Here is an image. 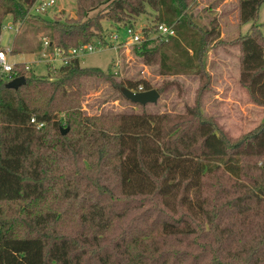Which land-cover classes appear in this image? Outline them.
Returning <instances> with one entry per match:
<instances>
[{
  "label": "trees",
  "instance_id": "trees-1",
  "mask_svg": "<svg viewBox=\"0 0 264 264\" xmlns=\"http://www.w3.org/2000/svg\"><path fill=\"white\" fill-rule=\"evenodd\" d=\"M37 1L0 0V29L9 16L31 17ZM75 1V19L48 22L50 51L107 43L103 20L133 28L148 9L176 34L151 49L140 42L164 75L191 70L221 41L216 20L203 30L189 16L200 0ZM262 5L239 0L240 22L255 23ZM234 45L240 84L264 110V36L254 24ZM49 69L37 76L19 64L0 83V264H264V122L233 141L200 103L180 115L88 116L83 80L138 84L79 57ZM21 76L24 86L7 88Z\"/></svg>",
  "mask_w": 264,
  "mask_h": 264
},
{
  "label": "rangeland",
  "instance_id": "rangeland-1",
  "mask_svg": "<svg viewBox=\"0 0 264 264\" xmlns=\"http://www.w3.org/2000/svg\"><path fill=\"white\" fill-rule=\"evenodd\" d=\"M36 9L37 5L31 10L32 16L24 22L15 23L10 16L5 19L3 45L16 51L10 56L12 63L28 64L35 75L47 76L49 67L63 66L60 58H55L54 53L44 46L48 22L75 19L77 3L75 0H56V4L44 11L36 12ZM147 11L132 26L141 39L153 41L149 46L151 49L163 40L156 26L160 21L150 9ZM188 13L203 30H209L211 22L216 20L221 41L211 45L201 63L191 70L178 66L179 74L172 76L164 75L158 63L149 60L151 64H146V58L139 54L143 42L132 43L127 34L128 27L103 20L107 43L81 53L78 56L81 67L100 68L115 83L131 81L138 84V90L144 89L146 83L150 90L158 91L160 98L156 104L142 107L127 100L120 89L107 81L108 78L91 77L82 81V111L88 116L142 114L144 111L151 115H180L188 107L200 103L204 117L215 122L233 141L257 129L264 122V110L250 100L240 84V48L234 43L241 35L249 34L254 24L264 36V5L260 8L257 21L247 24L240 22L239 0H200ZM115 36H118V41L113 40ZM93 41L99 43L103 39ZM184 60L182 58V62ZM195 191L191 190L188 196L194 202Z\"/></svg>",
  "mask_w": 264,
  "mask_h": 264
},
{
  "label": "built area",
  "instance_id": "built-area-1",
  "mask_svg": "<svg viewBox=\"0 0 264 264\" xmlns=\"http://www.w3.org/2000/svg\"><path fill=\"white\" fill-rule=\"evenodd\" d=\"M54 4H56V0H38L36 4L34 5L33 9H35V6L37 5V11L40 12L41 10H46L47 8L52 7ZM4 26L0 29V83L10 80L12 75L16 73L17 67L19 64H14L10 60V56L13 55V48L5 47L4 44V37L2 34ZM157 32L160 37L163 39H167L168 37L175 36V30L173 27H168L166 25H159L157 27ZM127 34L130 36V41L134 44H139L141 42L140 35L137 31H135L134 28H127ZM113 40L118 41V36L113 37ZM103 41H99V43H90L87 45L80 46L78 48H73L69 50L67 53L60 47H55L52 51L49 49L52 48V42H50L48 39H45L44 46L46 47L47 51H50L51 53H54L55 58H60L62 61V64H67L73 57H78L81 53L87 52V51H93L97 46H102ZM53 60V59H52ZM26 70H31V67L27 64H25ZM13 81V80H12ZM136 92H143V89L140 88ZM32 123H35V120H32ZM43 124L37 125V128H41Z\"/></svg>",
  "mask_w": 264,
  "mask_h": 264
},
{
  "label": "water",
  "instance_id": "water-1",
  "mask_svg": "<svg viewBox=\"0 0 264 264\" xmlns=\"http://www.w3.org/2000/svg\"><path fill=\"white\" fill-rule=\"evenodd\" d=\"M26 84V78L24 76L18 77L7 84L8 89L18 90L20 87ZM123 96L132 103L139 104L141 106H147L149 104H156L159 101L160 95L157 90L152 89L143 92H136L127 87L121 89ZM68 129L62 133L65 135Z\"/></svg>",
  "mask_w": 264,
  "mask_h": 264
},
{
  "label": "crops",
  "instance_id": "crops-1",
  "mask_svg": "<svg viewBox=\"0 0 264 264\" xmlns=\"http://www.w3.org/2000/svg\"><path fill=\"white\" fill-rule=\"evenodd\" d=\"M20 64V63H19ZM22 64H24V63H22ZM28 65V64H27ZM239 78H240V75H239ZM240 80V79H239Z\"/></svg>",
  "mask_w": 264,
  "mask_h": 264
}]
</instances>
